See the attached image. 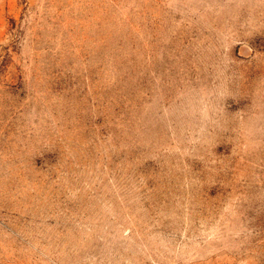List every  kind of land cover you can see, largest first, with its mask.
Wrapping results in <instances>:
<instances>
[{
    "label": "rangeland",
    "instance_id": "obj_1",
    "mask_svg": "<svg viewBox=\"0 0 264 264\" xmlns=\"http://www.w3.org/2000/svg\"><path fill=\"white\" fill-rule=\"evenodd\" d=\"M0 264H264V0H0Z\"/></svg>",
    "mask_w": 264,
    "mask_h": 264
}]
</instances>
